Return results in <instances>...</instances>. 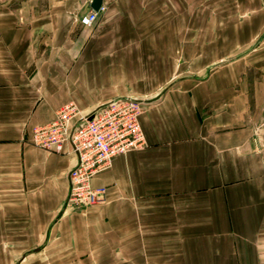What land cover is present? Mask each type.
<instances>
[{
    "label": "crops",
    "instance_id": "0c3cea01",
    "mask_svg": "<svg viewBox=\"0 0 264 264\" xmlns=\"http://www.w3.org/2000/svg\"><path fill=\"white\" fill-rule=\"evenodd\" d=\"M44 1L0 4V264H264V0H235L247 17L103 0L91 27L93 0ZM123 97L147 147L94 176L99 203L67 207L78 157L33 129Z\"/></svg>",
    "mask_w": 264,
    "mask_h": 264
},
{
    "label": "built area",
    "instance_id": "2783aa9c",
    "mask_svg": "<svg viewBox=\"0 0 264 264\" xmlns=\"http://www.w3.org/2000/svg\"><path fill=\"white\" fill-rule=\"evenodd\" d=\"M90 11L80 20L93 26L105 12ZM143 103L130 97L117 98L84 115L75 103L63 106L53 122L37 126L32 132V144L38 148L62 153L70 145L78 157L77 166L70 172V194L67 207L84 209L99 203L105 188H94L92 180L111 167L121 155L143 150L147 139L141 126Z\"/></svg>",
    "mask_w": 264,
    "mask_h": 264
},
{
    "label": "rangeland",
    "instance_id": "374dc122",
    "mask_svg": "<svg viewBox=\"0 0 264 264\" xmlns=\"http://www.w3.org/2000/svg\"><path fill=\"white\" fill-rule=\"evenodd\" d=\"M35 1V0H0V4H6L11 6L12 8H14L15 10H19V13L21 15L24 14V10L27 9L30 5L31 2ZM42 1V0H40ZM53 1H57V0H45L44 2L46 3V5L48 6L49 3L53 2ZM237 1V0H236ZM203 2V0H202ZM205 3L209 4V7L212 15H216V14H228V15H233L235 17H238L239 15L242 17H247L249 16L251 13L253 14V10H240L238 11V8L236 9V3L235 0H205ZM195 5V9H202L203 11V7L201 5V8L196 6V3L193 4L192 0H191V7H193ZM46 6V8H47ZM200 6V5H199ZM260 9V14L261 16H264V5L261 6ZM222 11V12H221ZM258 73V74H257ZM258 78H263L264 74L262 72H256L255 75Z\"/></svg>",
    "mask_w": 264,
    "mask_h": 264
},
{
    "label": "water",
    "instance_id": "95a60500",
    "mask_svg": "<svg viewBox=\"0 0 264 264\" xmlns=\"http://www.w3.org/2000/svg\"><path fill=\"white\" fill-rule=\"evenodd\" d=\"M102 4H103V0H93L91 4V8L95 11H99Z\"/></svg>",
    "mask_w": 264,
    "mask_h": 264
}]
</instances>
